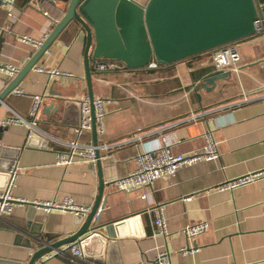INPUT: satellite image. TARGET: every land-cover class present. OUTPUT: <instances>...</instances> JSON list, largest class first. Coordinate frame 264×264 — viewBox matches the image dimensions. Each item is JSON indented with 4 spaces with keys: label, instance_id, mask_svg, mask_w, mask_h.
Listing matches in <instances>:
<instances>
[{
    "label": "crops",
    "instance_id": "0c3cea01",
    "mask_svg": "<svg viewBox=\"0 0 264 264\" xmlns=\"http://www.w3.org/2000/svg\"><path fill=\"white\" fill-rule=\"evenodd\" d=\"M259 2L264 14V0ZM65 12L66 6L53 0H17L13 7L0 9V27L7 28L0 61L14 63L21 71L39 48L19 43L18 37L46 39ZM85 45V33L70 25L0 108V120L12 113L31 119L33 99L15 92L44 96L36 131L26 125L0 127V190L8 184V165L14 161L12 195L25 201L0 222V264H29L43 247L52 250L35 264H157L160 246L167 248L172 264H264V178L232 191L216 189L264 170V34L237 44L242 56L238 73L217 70L212 53L157 69L125 66L106 73L96 72V60L91 61L94 99L108 100L104 130L97 134L98 145L108 146L100 154L104 180L112 183L103 193L99 223L118 224L113 239L101 230V238L84 246L74 241L53 248L76 233L87 215L46 211L34 203H62L71 197L92 210L100 190L95 164L80 157L68 166L58 163L59 155L69 151L68 143L94 145L92 129L76 132L79 105L89 97ZM36 67L63 74L50 77ZM215 76L221 78L207 82ZM14 79L1 83L0 93ZM200 113L204 114L192 119ZM161 126L169 127L164 132L175 154L201 149L205 132L210 131L219 160L162 177L147 189V199L141 198L142 189L130 193L118 189L114 181L136 169L141 143L159 140ZM159 207L166 237L155 235L153 221ZM201 221L208 222L209 229L188 239L187 225ZM69 244L80 245L83 257L74 260L61 253ZM188 246L197 251L183 252Z\"/></svg>",
    "mask_w": 264,
    "mask_h": 264
},
{
    "label": "water",
    "instance_id": "95a60500",
    "mask_svg": "<svg viewBox=\"0 0 264 264\" xmlns=\"http://www.w3.org/2000/svg\"><path fill=\"white\" fill-rule=\"evenodd\" d=\"M53 2H60L66 6L65 15L15 79L0 93V108L60 34L75 24L80 32L86 35L84 65L91 101L95 146L98 145V134L93 104L92 60L118 61L132 70L147 67L152 60L162 66H169L255 37L256 21L262 14L259 0H53ZM218 78L221 77H212L207 82L212 83ZM13 162L8 165V182ZM95 165L100 178V190L94 207L80 229L70 237L55 243L53 248L74 241H79L84 246L92 239L101 238V230H106L107 238L115 237L117 221L99 223L100 215L98 219L95 218L105 187L112 183L104 180L103 161L99 151ZM51 250L50 247L37 250L29 264H35L41 256Z\"/></svg>",
    "mask_w": 264,
    "mask_h": 264
},
{
    "label": "built area",
    "instance_id": "2783aa9c",
    "mask_svg": "<svg viewBox=\"0 0 264 264\" xmlns=\"http://www.w3.org/2000/svg\"><path fill=\"white\" fill-rule=\"evenodd\" d=\"M17 0H0V9H5L7 6L13 7ZM262 6V5H261ZM5 26L0 27V43L3 34L6 32ZM264 34V14L259 16L256 21V35ZM45 39V38H44ZM33 40L27 36H19L17 41L24 45H30L34 49L40 48L43 41ZM212 61L214 66L219 71H231L238 73L241 70L242 56L237 44H229L224 47L215 49L212 53ZM155 60H152L148 67L150 69L159 68ZM125 68V65L118 61L109 60H96L94 69L98 73H106L110 71H116L118 69ZM35 70L39 73H44L53 77L55 75L63 74L57 69L36 67ZM20 71V67L14 63H6L0 61V84L4 81H10L17 76ZM18 96H28L33 99V105L31 108V119L23 118L22 116L12 113L10 116L0 120V127H7L13 125H26L29 129L37 130V115L44 96H30L22 91L15 92ZM90 98L87 97L80 104V123L76 132L81 134L83 131H89L92 129V116L90 109ZM108 100L99 98L94 99L95 119L97 132L101 133L104 130L105 124V104ZM204 113L196 114L192 119L202 116ZM169 127L161 126L159 132L161 134L160 139L154 141H146L141 143V148L136 156V169L129 175L116 179L114 181L118 189L130 193L136 189H142V199H147V189L159 179L165 176H176L178 171L183 168L199 164L201 162L217 161L220 158L217 142L215 141L210 131L205 132L206 143L197 151H193L189 154H175L171 151L167 141L165 130ZM142 137H135L134 140L139 141ZM69 151L59 155L58 163L60 165H71L75 158L80 157L89 161L92 165L97 162V151L105 150L108 146L100 145H81L78 142L68 143ZM11 178L5 189L0 190V222L7 216H9L13 208L18 204H24L25 201L16 200L12 195V189L17 174V168L12 167ZM264 178V170L256 173H248L236 179L226 181L223 184L216 187L217 190H234L238 187L255 183L259 179ZM188 200V198L186 199ZM35 206L44 208L46 211H52L54 209H60L73 213L77 216H85L91 212V208L87 206L78 205L71 197H67L62 203L57 202H35ZM101 209L98 210L95 218L98 219L101 214ZM155 226V235L157 237H166L168 235V229L166 220L163 213V208L159 207L155 212V219L153 221ZM209 229V223L201 221L197 223H190L185 228L184 232L188 239H196ZM197 249L188 246L183 249V252H196ZM61 253H68L74 260L83 257V252L80 245L69 244ZM157 264H172L171 255L166 247H157L156 251Z\"/></svg>",
    "mask_w": 264,
    "mask_h": 264
},
{
    "label": "trees",
    "instance_id": "16d2710c",
    "mask_svg": "<svg viewBox=\"0 0 264 264\" xmlns=\"http://www.w3.org/2000/svg\"><path fill=\"white\" fill-rule=\"evenodd\" d=\"M214 52V50H212V51H209V52H206V53H203V54H211V53H213ZM203 54H201V55H203ZM200 56V55H199ZM196 57H198V56H196ZM193 58H195V57H193ZM190 59H192V58H190ZM189 60V59H188Z\"/></svg>",
    "mask_w": 264,
    "mask_h": 264
}]
</instances>
